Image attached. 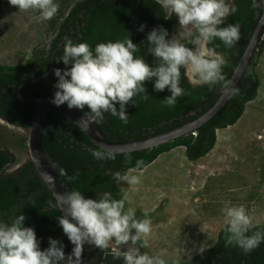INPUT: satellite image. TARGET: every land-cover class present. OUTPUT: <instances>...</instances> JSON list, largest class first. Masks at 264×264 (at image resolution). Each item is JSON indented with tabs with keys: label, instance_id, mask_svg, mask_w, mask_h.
<instances>
[{
	"label": "clouds",
	"instance_id": "clouds-1",
	"mask_svg": "<svg viewBox=\"0 0 264 264\" xmlns=\"http://www.w3.org/2000/svg\"><path fill=\"white\" fill-rule=\"evenodd\" d=\"M8 3L19 11L36 13L32 17L36 23L51 20L59 10L56 0H8ZM156 3L164 10L166 20L175 15L180 27L188 29L184 33L186 43L169 38L168 30L162 25L147 33V48L143 53L129 35L94 47L85 41L76 43L66 38L63 54L57 60L65 67L53 70L57 80L51 103L57 107L66 104L69 109L86 108L77 123L87 128L102 122L105 114L127 123L128 106L136 105L134 98L149 99L146 82H153L155 92L167 89L170 95L162 104L169 108L185 95L182 79L194 88L222 82V69L228 61L213 43L218 39L230 49L240 40L241 25L226 24L228 17L238 11L235 0H156ZM251 7L264 8V0H251ZM145 27L142 23L138 31H144ZM193 28L195 33L191 31ZM147 56L153 60L149 62ZM232 91L235 95L239 89ZM90 152L100 161L115 160L118 155L110 146ZM33 162L39 165L35 156ZM142 164V160H136L137 169ZM42 174L54 182L50 174ZM59 175H65V171L61 169ZM112 175L116 181L130 186L141 182L140 176L131 172L116 171ZM126 202V195L116 199L109 191L96 193L95 198L79 189L57 192L54 206L62 213L57 219L73 245L71 253L65 252L61 239L53 237H48V246L41 249L35 229L25 226L26 216L20 211L12 218H0V264H74V259L89 245L109 252L114 259H122L123 264H169L160 255L141 251L148 246L151 220L147 212L143 219H138ZM221 211L225 246H236L248 254L264 243V229L253 223L244 205L226 201Z\"/></svg>",
	"mask_w": 264,
	"mask_h": 264
},
{
	"label": "trees",
	"instance_id": "trees-1",
	"mask_svg": "<svg viewBox=\"0 0 264 264\" xmlns=\"http://www.w3.org/2000/svg\"><path fill=\"white\" fill-rule=\"evenodd\" d=\"M235 2L238 11L226 21V24L239 23L240 37L244 38L242 46L236 44L233 47L239 52H230L223 44L219 45L220 49L225 51L221 53L228 61L222 69L224 80L212 87L205 85L195 88L182 80L181 86L185 90V95L178 98L177 104L171 108L162 104V100L170 95L167 89L155 92L153 82H146L149 99L143 100L139 96L134 98L136 105L128 106L127 123L110 114H105L102 122H96L108 140L125 142L168 132L195 119L215 103L239 62L235 60L236 53L240 55L243 53L241 47H246L255 26L252 21L251 0H235ZM163 17L161 6L154 0L76 2L66 15L60 18L56 37L52 39L47 53L41 50L19 65L0 64V118L23 128L29 125L35 104L26 102L19 95L22 83L21 92L25 98L53 97L57 80L53 70L63 69L65 65L62 61L53 63L52 71L46 78L26 83L25 80L39 77L47 72L51 53L62 42L67 31L78 28L80 36H77L78 32H76L71 39L76 43L85 41L93 47L97 43L120 40L128 35L135 42L134 34L131 33L134 29L137 30L142 23L146 25L144 29L149 31L153 27L164 26L167 22L163 21ZM157 18L159 22H156ZM53 23L54 20L51 21V25ZM142 36H145V31ZM67 37L70 38V35ZM262 45V42L258 45V51L262 50ZM62 54L63 46L56 51L58 59ZM146 58L149 62L152 61L148 56ZM254 58L255 56L252 57L242 76L237 87L238 93L232 95L222 110L209 122L196 129L194 134H188L152 149L118 154L115 160L100 161L94 159L90 152V149L98 147L71 121L59 113L51 112L46 118L43 130L45 152L58 174L61 169L65 171V175L60 177L67 190L79 189L86 196L93 198L96 193L109 191L114 198L120 199L118 181L112 175L114 172L120 171L123 174L129 170L141 171L160 154L178 147L184 148L185 156L189 161H197L211 152L216 143V130L233 126L243 115L246 104L257 98L261 80L252 68ZM29 91L32 92L31 95ZM86 110L85 108L84 111ZM138 159L143 161L139 169L136 168ZM8 161L9 157L0 153V170ZM55 204V199L37 175L30 160L18 169L14 171L9 169L0 176V218L9 219L19 214L18 211L22 212L26 216L25 226L33 227L37 238L41 240V249L48 246V237H53L64 242L67 253V238L57 219L61 213L59 208L54 206ZM257 226L264 229V224ZM224 227L223 225L220 228L212 246L193 255L186 264H264V243L251 253L245 254L236 246H225ZM108 263L116 262L111 259Z\"/></svg>",
	"mask_w": 264,
	"mask_h": 264
},
{
	"label": "rangeland",
	"instance_id": "rangeland-1",
	"mask_svg": "<svg viewBox=\"0 0 264 264\" xmlns=\"http://www.w3.org/2000/svg\"><path fill=\"white\" fill-rule=\"evenodd\" d=\"M78 1L56 0L61 4L57 14L36 23L32 19L36 13L19 11L8 0H0V64L19 65L41 50L47 53L60 18ZM186 31L177 22L170 37L186 40ZM261 42L252 67L261 80L257 98L246 104L233 126L216 130L209 154L189 161L184 148L178 147L160 154L141 171L129 170L140 176V184L117 183L119 197H128L126 207L133 208L138 219L147 212L151 220L144 251L169 264H186L214 244L224 225L221 208L226 201L244 205L254 224H264V35ZM26 140L27 128L0 119V150L15 155L10 171L29 161Z\"/></svg>",
	"mask_w": 264,
	"mask_h": 264
},
{
	"label": "water",
	"instance_id": "water-1",
	"mask_svg": "<svg viewBox=\"0 0 264 264\" xmlns=\"http://www.w3.org/2000/svg\"><path fill=\"white\" fill-rule=\"evenodd\" d=\"M263 35H264V10L257 22L256 27L252 32L249 42L237 66L235 67L225 88L223 89L222 93L215 101V103L207 111H205L195 119L187 122L186 124L176 127L168 132L155 135L152 137H146L140 140H129L125 142L110 141L101 132L97 123H93L87 128H84L77 123V121L83 116L84 110H79L75 108L69 109L66 104L57 107L56 105L51 103L52 98L27 99L24 98L22 94H20L21 97H23L26 102L35 104L33 117L29 125L27 126L26 145L29 154V160L33 164V167L37 175L40 177V179L46 186L47 190L51 193L52 197L55 199V202H56V193L66 191L67 187L65 186L63 180L58 174L56 168L53 166L50 159L48 158L43 145V130H44L46 118L49 113L51 112L59 113L61 116L65 117L67 120L71 121L74 125H76L95 146L97 147L110 146L118 154L152 149L160 145L172 142L180 137L193 133L196 129L209 122L222 110V108L227 104L229 99L232 97L233 88L238 87L242 79V76L246 71ZM45 76H47V74H45L41 78ZM0 153L9 157V161L7 162V164H5L3 168L0 170V176H1L4 173H6L9 170V168L14 164L15 155L7 150H0ZM34 156L38 158L39 165L33 162ZM45 172L50 174L54 178V182L49 181L47 176H44L42 174ZM67 244H68L67 253H71L73 245L68 241V239H67ZM85 255H86V246L82 254L79 256V258L74 259V264H85Z\"/></svg>",
	"mask_w": 264,
	"mask_h": 264
},
{
	"label": "flooded vegetation",
	"instance_id": "flooded-vegetation-1",
	"mask_svg": "<svg viewBox=\"0 0 264 264\" xmlns=\"http://www.w3.org/2000/svg\"><path fill=\"white\" fill-rule=\"evenodd\" d=\"M154 1H156V0H154ZM70 10V9H69ZM263 10H264V8H261V9H253V16H252V21H253V23H255V26H254V28L256 27V25H257V22H258V20H259V18L261 17V15H262V12H263ZM162 14L164 15L165 14V12H164V10L162 9ZM230 17H232V15H230L229 17H228V20H229V18ZM163 21H165V22H167L166 23V25H164L163 27L164 28H166L167 30H168V32H169V38H171L170 36H171V32H172V30H173V28H174V26L176 25V23L178 22V20H177V17L175 16V15H173V17L171 18V19H165L164 17H163ZM156 22H159V19L157 18L156 19ZM222 26V25H221ZM254 28H253V30H254ZM79 31V29L78 28H75L74 30H70L69 32L67 31L66 32V34L63 36V40H62V42H60L57 46H56V48L54 49V51L51 53V56H50V60H49V66H48V68H46L47 69V72H45V74H47V76L51 73V71H52V68H53V66H54V64L53 63H58L57 62V60H58V56L56 55V51H58V50H60L61 48H62V46H63V44H64V40L66 39V38H68L67 36L68 35H70V38H73L72 36H74V34L76 33V32H78ZM144 31H145V36H142V33H143V31H138V28H137V30H135L134 29V31H132L131 33L132 34H134V38L136 39L135 40V42H133V43H135V44H137L140 48H141V52L143 53L145 50H146V48H147V44H146V39H147V33L149 32V30H145L144 29ZM57 32V31H56ZM136 33H137V35H136ZM193 33H195V31H193ZM77 36H80V33L78 32L77 33ZM56 37V36H55ZM241 39L239 40V42L237 43V45L238 46H242L243 45V43H242V40H243V36L242 37H240ZM73 40V39H72ZM132 40H133V38H132ZM180 42H182V43H186L187 42V40H181ZM261 43V41L259 42V44ZM221 44H223L222 42H220L218 39L217 40H215L214 41V43H213V46H215V45H221ZM258 44V45H259ZM190 47H191V45H189ZM247 46V45H246ZM245 46H243V47H241V49H242V52H244V50H245ZM257 48H258V46H257ZM228 50L230 51V52H239V51H236L235 50V48H228ZM258 50V49H257ZM217 51H219V52H225L223 49H220V47H218L217 48ZM243 54V53H242ZM242 54L240 55V54H238V53H236V58H235V60L236 61H239L240 60V58H241V56H242ZM255 54V53H254ZM53 55V56H52ZM254 56V55H253ZM52 57V58H51ZM147 59V58H146ZM148 59H151V60H153V58L151 57V56H148ZM45 74H43V75H41V76H39V77H33V78H28V79H26L25 80V83L26 82H29V81H31V80H40V79H43V78H46L47 76H45V77H43V78H41L42 76H44ZM37 78V79H36ZM186 84H188V85H190L188 82H187V80L186 79H182ZM22 85H23V83L21 84V86H20V88H19V95L20 94H22ZM191 86V85H190ZM192 87V86H191ZM29 93V95H31L32 94V92L31 91H29L28 92ZM21 96V95H20ZM24 97V96H23ZM22 97V98H23ZM25 98V97H24ZM27 99H31V97L29 98H27ZM86 251H87V256H85V264H88V263H90V264H109L108 263V261L109 260H111V259H113L116 263L115 264H118V263H123V260L122 259H114L113 257H112V255L111 254H109V252H107V251H105V252H101L99 249H97V248H94V247H92L91 245H89V246H86ZM141 251L142 252H145L144 251V248H142L141 249Z\"/></svg>",
	"mask_w": 264,
	"mask_h": 264
},
{
	"label": "built area",
	"instance_id": "built-area-1",
	"mask_svg": "<svg viewBox=\"0 0 264 264\" xmlns=\"http://www.w3.org/2000/svg\"><path fill=\"white\" fill-rule=\"evenodd\" d=\"M192 134H194V133H192Z\"/></svg>",
	"mask_w": 264,
	"mask_h": 264
}]
</instances>
